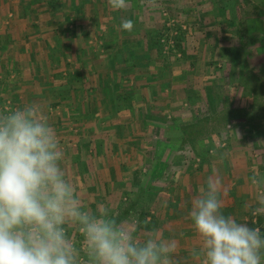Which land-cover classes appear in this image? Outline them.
I'll return each instance as SVG.
<instances>
[{"label": "rangeland", "instance_id": "1", "mask_svg": "<svg viewBox=\"0 0 264 264\" xmlns=\"http://www.w3.org/2000/svg\"><path fill=\"white\" fill-rule=\"evenodd\" d=\"M222 1L126 0L128 6L116 10L108 0H51V64L57 71L51 79L75 83L77 93L88 97V111L79 112V105L73 106L79 95L77 101L51 95V125L65 153V178L82 211L100 217L106 208L108 218L136 243L145 241L153 227L159 229L155 219L161 204L178 199L188 184L201 190L195 195H206L203 185L213 167L227 186L225 202H232L224 213L264 235V215L252 214L264 197V0ZM14 4L23 6L22 0ZM6 16L0 15V25ZM122 19L134 22L131 32L120 28ZM223 19L236 21V31L222 25ZM247 24L254 27V45L247 35L246 45L236 35ZM178 26L185 37L181 52L173 49ZM164 27L171 29L168 36ZM155 30L169 40L163 56L151 48ZM13 49L0 47V60L14 59L18 50ZM13 61L7 65L9 77L0 76V114L31 102L29 93L12 95L15 83L24 82L15 73L21 64ZM248 76L262 105L255 135L250 120L236 116V109L253 105L254 98L240 86ZM107 92L115 103L104 104ZM95 105L93 117L89 107ZM64 227L77 264H95L80 225ZM261 256L264 264V250Z\"/></svg>", "mask_w": 264, "mask_h": 264}, {"label": "clouds", "instance_id": "2", "mask_svg": "<svg viewBox=\"0 0 264 264\" xmlns=\"http://www.w3.org/2000/svg\"><path fill=\"white\" fill-rule=\"evenodd\" d=\"M116 10L126 0H108ZM131 32L134 22L122 19ZM64 150L56 129L36 103L0 114V264H77L65 225H80L95 264H171L174 240L150 235L136 243L108 218L82 211L63 170ZM206 195H194L188 215L206 249L204 264H262L264 235L259 227L226 215L223 176L212 168ZM253 215H264V197Z\"/></svg>", "mask_w": 264, "mask_h": 264}, {"label": "crops", "instance_id": "3", "mask_svg": "<svg viewBox=\"0 0 264 264\" xmlns=\"http://www.w3.org/2000/svg\"><path fill=\"white\" fill-rule=\"evenodd\" d=\"M17 1L21 2V0H5V5H0V15L6 16L2 13H9L8 17L6 16V23L0 25L2 26L0 47L8 45L14 48L13 50L17 48L18 51H15V57L14 59L11 57V60H14V63L16 61L21 64L22 69L16 67L15 73L21 74V79H24V82L18 81L15 83L16 88L15 90L13 89L12 95L22 98L20 94L24 93L23 96H25L29 93L31 96L30 103L40 105L44 113L47 114L50 123L51 95L54 92L58 97H66L67 95L68 97H75L76 101L77 95L80 96V100L82 97V100L85 98V103L82 102L81 106L80 103L78 104L80 100L75 102L73 106L75 108L79 105V112L88 111L86 104L88 100L87 94L77 93L79 91L75 90L77 86L75 83H71L70 86L68 81H64L62 82L63 85H61L62 83L51 79V72L53 74L57 72L54 62L51 64V0H22L23 6L21 8L18 7L20 5L12 7ZM39 19L41 24H34ZM11 60L9 57L8 59L4 57L0 60V64L4 65L0 66V76L5 74L6 77H9L7 65ZM30 81L34 82L32 86L29 83ZM25 82H28L27 85H24ZM89 93L90 95L92 94L91 92ZM22 103L24 104V102H19V105L22 106ZM89 110L90 114L94 115L93 117L98 114L96 105L89 107ZM74 118L78 119V117ZM234 168L237 169L238 167ZM195 184H188V189L186 191L183 189L180 197L170 201L167 203L168 205L161 204L163 206L162 213L155 219L159 229L153 227L151 231V235H157L164 240H174L177 243L176 251L170 256L171 264H204V261L199 258L205 255L206 249L200 245L202 240L195 232L188 215L195 192L197 190L201 192L197 184ZM183 186L185 188L187 184ZM203 189L206 192L204 185ZM229 206H232V202H225V207L230 208ZM152 224L155 225L154 222Z\"/></svg>", "mask_w": 264, "mask_h": 264}, {"label": "trees", "instance_id": "4", "mask_svg": "<svg viewBox=\"0 0 264 264\" xmlns=\"http://www.w3.org/2000/svg\"><path fill=\"white\" fill-rule=\"evenodd\" d=\"M222 2H224V4L226 3L225 0H223ZM220 9H221V11H219V12L221 13V15H223L225 13V7L220 8ZM221 24L222 25L223 24L228 25V27L232 29L231 30L232 32L236 31V29H237V27H236L237 26L236 25V21H233V20H229L228 21V20L223 19V22ZM246 27H247L246 28L247 30H245V28H243V31L239 27V29L236 32V35H237V37H239V41L243 45L244 44L246 45V43L244 41V36L245 35H247L248 37H250V44L254 45L256 43V42L253 43V41H252V36H254V31H253L254 30V27L252 29V26L250 24L249 25L247 24ZM177 28L179 29V33L175 37V47L173 49L178 48L180 50V52H181L182 51V46L185 43V37H184V33H183L184 31L180 29V26H178ZM170 30L171 29H167V28L164 27V31L163 30L162 31L164 32V34L166 33L167 36H168ZM167 41L169 42V40H167ZM168 42L166 43V41L164 39V36H163V34H162L161 31L155 30L152 33L151 48L153 50L154 49L157 50V52H158L157 56H163V54H164V46H165L164 44L165 43L168 44ZM242 44H241V46H243ZM243 47H245V46H243ZM239 51L242 53L243 52V48H239ZM154 76L156 77L157 75L154 73ZM169 76H171V75H169ZM241 84L243 85L244 92H245V96L246 95H251V97L254 98V101H253V105L251 107H249V110H245V108H243L244 110L236 109V111L238 112L236 116L239 119L244 118V119L250 120V122L248 124V127L251 129L250 130L251 131V134L252 135H255L256 132H259V131H257V127H256L255 122H256V120H258L260 118V116H259V108L262 107V105L259 104V102H257L258 101V93L257 92H254L253 87L255 86V84L253 83L252 77L251 76H248L246 78H242V80L240 82V86H242ZM188 91H190V90H188ZM104 100H105L104 101L105 102L104 104H107V103L108 104H111L110 102H114L115 103V100L116 99H114V100L110 99V92H107L106 98ZM191 102L193 103L194 101L192 100ZM240 112H242L243 114H241ZM261 127H258V129L261 130L262 129ZM261 131H262L261 132L262 136H264V129L261 130Z\"/></svg>", "mask_w": 264, "mask_h": 264}]
</instances>
